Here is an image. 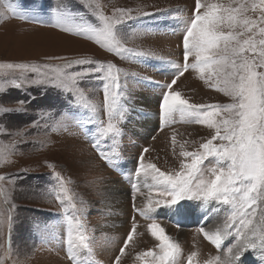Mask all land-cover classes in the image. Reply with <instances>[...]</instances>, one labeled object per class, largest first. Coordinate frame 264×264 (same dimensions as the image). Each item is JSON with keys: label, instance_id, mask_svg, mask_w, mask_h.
<instances>
[{"label": "snow or ice", "instance_id": "1", "mask_svg": "<svg viewBox=\"0 0 264 264\" xmlns=\"http://www.w3.org/2000/svg\"><path fill=\"white\" fill-rule=\"evenodd\" d=\"M3 9L22 19H31L36 24L58 29L64 33L83 36L95 41L101 48L123 60L154 56L150 51H136L124 46L120 29L144 16L157 12H138L131 9L113 8L112 15H105L99 5L92 0H52L48 9L49 20H41L38 15H28L18 11L12 0H0ZM31 11H35L32 9ZM147 35L148 33H137ZM182 63L173 64L174 75L170 83L160 85L158 119L160 130L180 122L203 126L210 136L202 139L197 147L189 150V144H196L187 138L178 139L183 134L172 128L170 150L179 159V170H162L154 162H146L148 148H143L136 161L135 182L131 184L134 212L150 220L146 231L157 242L154 248L136 252L140 264H181L179 243L166 233L157 217L162 213L171 219L195 214L199 202L201 210L210 205L227 206L221 223L214 228L200 226L202 234L217 249H221L227 238L233 242L224 249L223 257L217 256L205 264H244V257L254 253L257 264H264V0H195L192 14L184 24L182 33ZM188 70H193L200 81L211 90L230 98L228 103H194L173 86ZM129 73L112 61L102 62L89 56H45L37 62L0 63V95L9 90L27 91L31 88L55 90L60 101L54 110L37 107L57 128L69 130L73 116L68 109H83L89 113L83 125H94L92 147L110 167L116 166L118 156L117 141L122 137L123 126L127 121L134 93L128 86ZM123 77V82H122ZM143 79V78H142ZM101 85V104L92 98L99 91L91 85ZM28 104L20 100L16 107H6L0 103V118L9 114H27ZM105 119H99L100 113ZM52 126V125H49ZM6 131V124L0 123V133ZM28 128H21L15 135L24 137ZM155 139V137H153ZM111 142V151L102 145ZM26 143L27 141H21ZM177 147L179 152L177 155ZM16 142L6 146L15 151ZM214 161L205 167V161ZM52 168V165H48ZM55 183H49L40 195L49 202L59 201L61 205L71 200L66 187L68 181L53 170ZM0 176V180H4ZM144 189H147L145 192ZM143 198L142 206L135 201ZM8 203V201H5ZM14 208L15 205L13 204ZM76 209L75 205H72ZM164 210H168L164 213ZM219 211L217 208L211 209ZM83 211V208L79 209ZM66 252L71 264H83L81 250L91 254L89 236L85 234L83 223L67 215ZM170 214V215H169ZM14 217L9 213L6 219L7 243L0 235V264L12 251L11 233ZM173 223L179 227V220ZM5 221L0 219V233ZM138 222L133 217L131 230L123 239L118 254L112 264H121L130 242L137 232ZM40 228V222H34ZM196 251L186 258V264H194ZM12 264H17L13 261Z\"/></svg>", "mask_w": 264, "mask_h": 264}, {"label": "rangeland", "instance_id": "2", "mask_svg": "<svg viewBox=\"0 0 264 264\" xmlns=\"http://www.w3.org/2000/svg\"><path fill=\"white\" fill-rule=\"evenodd\" d=\"M12 2L16 4L18 11H25L30 16L38 15L41 20H49L48 9L52 0ZM92 2L99 5L102 13L109 16L112 15L113 8L131 9L133 15L141 11L152 13L161 10L156 15L144 16L120 29L124 37V46L136 51H150L154 56L134 61L123 60L101 48L95 41L61 32L47 24L33 23L31 19H22L5 11L0 5V63L37 62L45 56L53 55L89 56L102 62L112 61L123 70L137 74L135 78L129 76L127 82L134 93L135 103L132 104L128 119L124 123L122 137L117 141L116 150L119 155L114 157L115 167L108 166L92 147L95 126L78 123L86 120L89 113L83 109L64 108L63 111H71L74 118L72 127L65 131L57 128L55 122L48 120L42 113L34 111L38 106L46 110H54L59 106L60 101L55 90L48 89L47 93H44L43 88H31L27 91L11 89L0 95V103L6 107H16L20 100L28 104L26 115L13 113L0 118V123L6 124V131L0 133V176L5 177L4 180H0V219L5 221L0 235L3 236L5 245L8 232L7 215L11 213L14 217L11 233L12 251L10 256L6 257L5 264H12L13 261L17 264H71L65 244L67 233L63 212L65 207L68 209L67 215L72 216L74 221L79 219L83 223L85 234L89 236L92 251L89 254L86 250H81L87 252V257H83V264H88L90 259L97 260L99 264H112L119 247L123 245V239L131 230L133 217L139 226L121 259V264H140L136 252L154 248L157 243L146 231V225L151 221L142 219L133 209L131 184L136 180L134 170L141 150L149 149L145 154L146 162H154L165 171L179 170V159L170 150L172 128L183 134L178 139L196 141L195 145L189 144V150L197 147L202 139L211 134L205 127L185 124L180 122L179 118L177 123L161 131L158 119V104L162 95L160 85L170 83L175 72L173 64L183 62L182 33L184 24L195 7V0H92ZM32 9L35 11H31ZM168 61H172L173 64ZM90 86L98 90L102 87L95 82ZM173 88L181 91L194 103L230 102V98L209 89L193 70L185 72ZM146 96L151 100L147 101ZM92 99L101 104L102 90H99ZM98 118L106 120L102 112ZM148 118L149 124L145 122ZM21 128H28L24 137L15 135ZM22 140L27 142H21ZM13 142H16L15 151H8L4 155L6 146ZM102 147L105 151H111V142ZM178 152L177 147V155ZM212 163L214 161H205L204 166L209 167ZM48 165H52V168ZM53 168L68 181L66 187L68 196L72 199L66 200L63 205L54 198L49 202L48 197L40 195L41 190L47 188L50 182L55 183L50 174ZM115 184H123L124 193L128 192L126 202L120 209L111 206L110 195L106 196L105 202L100 201L101 196L106 193L105 187ZM140 198L135 201L137 207L144 203L143 198ZM192 203L197 204L195 214L172 216L168 219L162 213L157 219L166 233L176 238L179 243L181 264H186V258L192 251L197 252L194 264H205L217 256L223 257L224 249L233 242V238H227L221 249H217L205 240L202 234L197 233V228L200 226L214 228L221 223L226 215L227 206L213 203L209 208L201 210L199 202ZM72 205H75L76 209H73ZM81 208L82 212L79 211ZM212 208L219 209L221 213L213 212ZM167 211L164 210V213ZM114 216L120 217L117 218L119 220L114 222ZM177 219L179 227L173 223ZM37 221L40 222L39 229L34 227V222ZM116 223L119 224L115 226L117 229L114 226H110L113 230L101 229ZM179 230L184 232L181 240L176 237ZM0 255H4L2 250ZM248 256L249 254L244 259H248Z\"/></svg>", "mask_w": 264, "mask_h": 264}, {"label": "bare ground", "instance_id": "3", "mask_svg": "<svg viewBox=\"0 0 264 264\" xmlns=\"http://www.w3.org/2000/svg\"><path fill=\"white\" fill-rule=\"evenodd\" d=\"M24 25V24H23ZM28 26V25H27ZM145 98H147V101H150L151 98L149 96H146ZM146 101V100H145ZM147 107V106H146ZM145 119V118H144ZM154 120V119H152ZM156 121V120H155ZM146 123H150V119H146L145 120ZM154 122V121H153ZM116 181V180H115ZM119 182V181H118ZM124 184V183H123ZM123 184H115V185H108L105 187L104 191L106 192L104 195L101 196V200L100 201H103L105 202L107 200L106 196L110 195V202H111V206L114 208V209H120L122 208V206L124 205V203L126 202V197H127V193H124L125 191L123 190ZM109 198V197H108ZM141 199V198H140ZM109 201V200H108ZM108 204V203H107ZM109 206V205H108ZM220 211V210H219ZM221 213V211H220ZM220 215V214H219ZM216 216V215H215ZM117 218H120L118 216H114V222H116V220H119ZM213 220V219H212ZM119 224L116 223L115 224H110L109 227H105V228H102V230H105V229H112L110 226H114V228L117 229V227L115 226H118ZM182 228V227H181ZM208 228V227H207ZM211 228V227H210ZM113 230V229H112ZM183 234L184 232L182 230H179L178 233H177V238L178 240H181L182 237H183ZM176 239V238H175ZM249 256H248V259H244L245 260V263L246 264H257L256 260L254 259V253L252 252H249L248 253ZM253 261L255 263H253Z\"/></svg>", "mask_w": 264, "mask_h": 264}]
</instances>
